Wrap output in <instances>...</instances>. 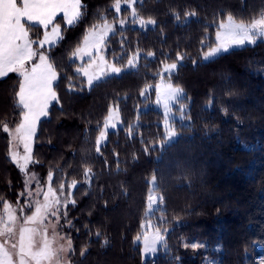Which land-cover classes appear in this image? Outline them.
<instances>
[{
	"label": "trees",
	"instance_id": "trees-1",
	"mask_svg": "<svg viewBox=\"0 0 264 264\" xmlns=\"http://www.w3.org/2000/svg\"><path fill=\"white\" fill-rule=\"evenodd\" d=\"M85 2L86 20L52 50L60 102L38 124L33 154L40 163L29 165L41 185L49 184L51 170L52 187L63 182L64 196L74 194L68 199L75 205H61L67 219L61 218L59 229L72 241L73 264H208L207 258L216 264H255L264 258V42L201 61L229 13L237 22H250L264 9V0H136L133 9L156 24L116 29L105 47L108 61L120 67L140 53L138 67L90 90L70 57L85 27L103 23L93 13L99 9L108 22L118 16L116 0ZM193 11L197 15L186 18ZM130 12L123 8L121 16ZM43 33L37 27L30 35L36 39ZM178 55L183 58L178 69L163 78L183 89L191 123L178 128L176 141L160 147L163 115L152 107L141 109L154 100V90L144 95L162 78L163 66L177 63ZM70 80L83 90L69 91ZM17 88V74L0 78V121L11 129L20 119L13 107ZM113 106L123 126L107 134L97 153L96 138ZM9 140L0 128V213L7 200L20 214L27 192L8 155ZM86 168L92 169L89 178ZM153 178L170 230L166 252L144 260L135 238L142 232ZM73 181L77 184L69 189ZM184 241L204 242L208 249L186 248Z\"/></svg>",
	"mask_w": 264,
	"mask_h": 264
},
{
	"label": "snow or ice",
	"instance_id": "snow-or-ice-1",
	"mask_svg": "<svg viewBox=\"0 0 264 264\" xmlns=\"http://www.w3.org/2000/svg\"><path fill=\"white\" fill-rule=\"evenodd\" d=\"M133 0H127L129 7L132 6ZM113 7L120 11V0H116ZM99 9L93 13V18L103 21V23H92L85 27L81 40L77 41V47L72 52L70 59L88 56H97L99 59L93 60L88 65L92 68L96 65L99 71L89 72L88 69L78 68L77 73H83L87 77V87L89 90L102 80L118 77L125 69L117 67L115 64H108L104 57L100 55L101 46L105 44V38L114 32L112 24H109L104 15L99 14ZM196 12L186 13L187 17L196 16ZM88 16V5L85 0H0V78H5L9 73H16L18 76V88L14 92L13 107L19 110L20 119L14 129H11L6 121H0L2 131L9 134L10 148L9 157L11 162L16 164L24 176L25 191L30 197L32 195L29 185L33 182L37 185L36 195H43V202L35 201V209L31 215H25V209L31 210V203L20 206V216L17 215L16 209L13 208L7 200H3V214H0V264H73L69 257L65 260L61 253H68L72 250V241L68 238V246L63 244L60 247H54V241L47 238L48 229L44 221L51 217L55 220L52 227L53 235H56L57 229L63 227L60 224L61 218L67 219V213L61 214V205L67 207L68 203L75 205V200L68 197L74 194L69 191L65 199H61L65 193V183L61 182L58 189L52 187L53 172H48V187L46 191H41L40 181L35 172L29 173V165L40 163L34 159L33 142L37 135V124L41 117L49 115V106L55 102L59 103L57 94L58 72L55 67V61L51 55L52 50L59 46L66 34L79 27ZM133 23L141 27L146 25H155L153 18L147 20L141 18L136 9L132 11ZM177 21L179 16L176 15ZM123 26L125 20H120ZM37 27L43 28V38L37 35L36 39L31 37V33L36 31ZM50 29V30H49ZM264 40V9H261L256 17L250 22H240L229 13L226 20H222L217 26L214 46H208V50L203 53V60L209 61L221 54L230 52L233 48H242L246 45L254 46L258 41ZM38 45L39 47H35ZM153 53L149 52L148 56ZM38 57V62L34 58ZM183 59L177 56V63L165 66L166 72H173L179 67V61ZM137 57L133 56L128 59L126 68L134 69L137 67ZM69 91H82L83 85L77 87L69 83ZM183 93L180 87L168 85L164 92L166 99L165 109L169 108L167 101L176 100ZM143 94V93H142ZM157 94H160V85H157ZM118 114L109 107L108 115L105 117L104 126L116 127L115 121ZM167 129V125H166ZM105 131H101L96 138V152L101 151L100 145L105 137ZM177 138L174 130L167 129L165 138L166 144L170 145ZM13 144H22L24 154L21 155L12 147ZM163 147V146H162ZM92 169L86 168L84 176L91 177ZM77 182L67 185L69 189L74 188ZM152 191H155V178L152 181ZM87 194V193H85ZM24 192L21 193V196ZM126 195V192H125ZM158 197L149 194L148 200L151 205L155 204ZM19 203V202H17ZM23 217V225L18 230V239H16V223ZM28 225H40L44 227V236L42 241L37 242L35 235L38 234L36 227ZM70 225V221H69ZM143 227V225H142ZM97 237L100 233H96ZM64 240L65 237H60ZM136 241L140 240L137 236ZM108 243L105 239L102 246ZM164 244V237L160 234V229L152 237L145 235L143 241V253L155 254L157 244ZM196 247L195 244L192 245ZM219 250V249H218ZM86 254L81 251V257Z\"/></svg>",
	"mask_w": 264,
	"mask_h": 264
},
{
	"label": "rangeland",
	"instance_id": "rangeland-1",
	"mask_svg": "<svg viewBox=\"0 0 264 264\" xmlns=\"http://www.w3.org/2000/svg\"><path fill=\"white\" fill-rule=\"evenodd\" d=\"M135 2H136V0H133L132 6L129 7V5L127 3V0H124V1H121L120 0V4H121L120 11H117L113 7L114 12L118 16V20L112 21V22H108V23L113 25L114 32L116 31V29L125 28L127 26L138 27V28H141V29H146V28H149V27H153L154 26V25H146L145 27H141L139 24L133 23L132 11H133V7H134V3ZM123 8H129L131 10L130 14L126 18H123L121 16V10ZM120 20H125V24L123 26L119 23ZM113 33H110L105 38V41H107L108 37L111 34H113ZM42 38H43V36H42ZM213 41H214V44H215V35H214ZM258 42H264V40H261V41H258ZM214 44H213V46H214ZM246 46H251V45H246ZM38 47L39 46H37V48ZM234 49H239V48H233L232 50H234ZM100 55L104 57V60L108 64H114L113 62L108 61V59L106 58V47H105V44H103L101 46ZM133 56H136L137 57L136 63H137V67H138L140 53H137V54H135ZM149 57H152V56H149ZM98 59L99 58L97 56H95V55L94 56H91V57L85 56V57H83V59H80V58L72 59L73 62H76L77 63L75 72L77 73L76 70L78 68L88 69V71L90 73L91 72H95V71H99L100 69H98L96 67V65H93L92 68H88V65L90 64L91 61H93V60H97L98 61ZM34 61L38 62V57H35L34 58ZM181 61L182 60H180L178 63H181ZM201 61L207 62V61L203 60V54L201 55ZM167 65H169V64H167ZM165 66L166 65L163 66V69L160 72V76L162 78L159 80V82L155 85V87L153 89L148 88V90L146 91V93L144 95V97H145L147 94H149V92L151 90H154L155 91V98H154V100L151 103H149L146 107H144V108L141 109L142 111H144L147 108L152 107L153 109H156V110H158L159 112L162 113V115H163V121L161 122V125L163 127L164 140L160 144V147H162V146L165 147V146L168 145L165 142V138L167 136V129L174 130L177 133V138L175 139V141H176L181 136L180 133L178 132V128H182V129L188 128V127H190V123H191V119H190V117L188 115L189 114V108H190L189 101H187V98H186L184 92L176 100H169V101H167V103L169 105V108H168L167 111H166V109L164 107L165 102H166V99H165V96H164V92H165L166 88L168 87L169 84H171L173 87H177V86H174L169 80H166V79L163 78V77H169V76H171L176 71V70H174L171 73L166 72L165 71ZM117 67H120V66H117ZM121 68L122 69H125L123 72L136 69V68H134V69H128V68H126V66L121 67ZM79 75L82 76L85 79V81H86L85 87L87 89H89L87 87V77L84 76L82 72L79 73ZM157 85H160V94H159V96L157 94ZM53 103H55V102H53ZM50 106H49V108H50ZM112 109L114 110L115 113L118 114V119L115 121L116 127L109 126L107 129H105V126L103 124L101 131H105L106 135H105V137H104V139H103V141H102V143L100 145V148L106 142V140H107V134L109 132L116 131L117 129H119V128H121L123 126L119 108L117 106H113ZM45 118H47V117H41L40 121L43 120V119H45ZM39 122H38V124H39ZM38 124H37V128H38ZM166 125H167V129H166ZM99 135H100V133H99ZM12 147H13V149L15 151L19 152L21 155L24 154V148H23V145L22 144H13ZM32 148H33V145H32ZM151 185H152V182H151ZM155 186H156V184H155ZM47 187H48V183L45 186L40 184L41 191H46L47 190ZM29 189L31 190L32 195L29 197L28 196V193H27V196H26L27 199L25 200V203L23 205L28 204V203H31L33 205V207H32L31 210H29V209L26 208L25 209V215H26V212L28 210L30 212L27 215H31L32 214V211H34V209H35V201H40L42 203L43 202V199H44L42 194L39 195V196L36 195L37 185H36L35 182H33L31 185H29ZM150 194L153 195L154 197H158L159 199H157V201H156L155 204H152L151 205V211H149L150 202L148 200V202H147L146 217H145V221L143 222L142 232L140 234V240L137 241V243H139L141 245V247H142V256H143V259L144 260L153 259L160 252H162V253H165L166 252L167 247H166V244H165V238H166L167 233L170 230V228H168V226L165 225V224H167V218L163 214V203L161 201V196L157 192L152 191V190L150 191ZM65 198L66 197L63 196L62 197V200L65 199ZM3 212H4V210L0 214H3ZM17 215L20 216V214L18 212H17ZM54 223H55V220H53L51 217H49L48 220L44 221V225L48 229V235H47L48 240L49 241H54V245H53L54 247H57L58 248V247H60L61 244H63V246L65 248H67V246H68V239H67V237L64 234H61L59 232V229L60 228L57 229L56 235H53V233H52V227H53V224ZM21 226H24L23 225V217H20V219L18 220V222L15 225V228L17 230L16 237H15L16 239H18V230H19V228ZM28 227H36L38 229V234L35 235V240L37 242L42 241L43 236H44V227L43 226H40V225H28ZM157 229H160V234L164 237V244H159V243L157 244L158 251L155 254H153V253H147V254L143 253V241H144L145 235H147L148 237H152L153 234L156 233ZM60 237H65V239L64 240H61ZM193 244L196 245L195 248L192 247ZM183 245L186 248L195 249V250H197V249L207 250L208 249V246H207L206 243H204V242H198V241H184ZM215 249L217 250L218 248H215ZM69 255H70V252H68L66 254L65 253H61V256L64 257L65 260H67L69 258ZM207 263L208 264H214L215 261L212 260V259L207 258ZM255 264H264V258L261 257L260 259L256 260L255 261Z\"/></svg>",
	"mask_w": 264,
	"mask_h": 264
}]
</instances>
